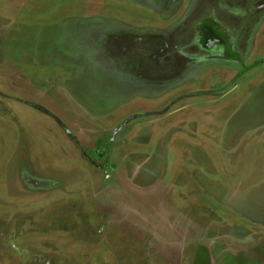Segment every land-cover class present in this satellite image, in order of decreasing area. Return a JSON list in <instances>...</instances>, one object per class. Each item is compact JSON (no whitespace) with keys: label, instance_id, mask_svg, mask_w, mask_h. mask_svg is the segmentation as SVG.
I'll use <instances>...</instances> for the list:
<instances>
[{"label":"rangeland","instance_id":"374dc122","mask_svg":"<svg viewBox=\"0 0 264 264\" xmlns=\"http://www.w3.org/2000/svg\"><path fill=\"white\" fill-rule=\"evenodd\" d=\"M0 264H264V0H0Z\"/></svg>","mask_w":264,"mask_h":264},{"label":"flooded vegetation","instance_id":"af4514ba","mask_svg":"<svg viewBox=\"0 0 264 264\" xmlns=\"http://www.w3.org/2000/svg\"><path fill=\"white\" fill-rule=\"evenodd\" d=\"M244 1V0H243ZM242 0H241V2H243ZM252 1V0H251ZM231 13V12H230ZM228 15V14H227ZM208 17H209V15H207ZM214 16H217V14H214ZM211 17H213V16H211ZM200 20H201V18H200ZM202 21V20H201ZM207 21H205V22H202V23H206ZM202 23L200 22V24H199V26H198V29L197 30H194V29H192L191 31L192 32H194V35H193V37H194V39H197L196 41L199 43V44H202V46L204 45L205 46V44L206 43H208L209 45H214V46H217V47H219V48H221L223 51H227V49L229 50V48L230 47H228V46H231L232 47V44H234L236 41L233 39V37H232V35H230V37L228 36L226 39L227 40H219V39H216L218 36L217 35H219L218 34V32H216L215 31V33L213 34V31L211 30V29H209V31H207L206 29H204V32H205V34H206V43L205 42H203V39H202V35H203V32H202ZM209 26H212L211 24H207V26L206 27H209ZM195 28V27H194ZM185 31V30H184ZM186 32V31H185ZM235 35L236 36H238L239 35V32H236L235 33ZM203 37H204V35H203ZM211 37H215V39H212ZM232 41L234 42V43H232ZM212 45V46H213ZM197 46L195 45V47L193 48V51H194V49L196 48ZM192 51V52H193ZM197 53V52H196ZM192 54V53H191ZM196 55H198V54H196Z\"/></svg>","mask_w":264,"mask_h":264},{"label":"crops","instance_id":"0c3cea01","mask_svg":"<svg viewBox=\"0 0 264 264\" xmlns=\"http://www.w3.org/2000/svg\"><path fill=\"white\" fill-rule=\"evenodd\" d=\"M50 44H55L54 40H53V41H51V43H50Z\"/></svg>","mask_w":264,"mask_h":264}]
</instances>
